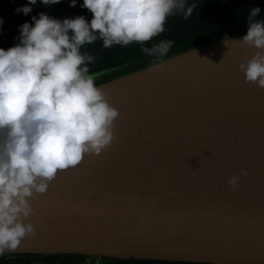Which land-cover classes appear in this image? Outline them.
<instances>
[{
	"label": "water",
	"instance_id": "obj_1",
	"mask_svg": "<svg viewBox=\"0 0 264 264\" xmlns=\"http://www.w3.org/2000/svg\"><path fill=\"white\" fill-rule=\"evenodd\" d=\"M240 38L97 85L118 111L110 145L28 198L35 235L6 252L264 264V88Z\"/></svg>",
	"mask_w": 264,
	"mask_h": 264
},
{
	"label": "clouds",
	"instance_id": "obj_2",
	"mask_svg": "<svg viewBox=\"0 0 264 264\" xmlns=\"http://www.w3.org/2000/svg\"><path fill=\"white\" fill-rule=\"evenodd\" d=\"M37 0L14 9L29 14ZM60 0H40L49 6ZM77 0H69V7ZM91 13L58 19L39 12L18 25V43L0 48V255L15 251L35 230L28 198L43 194L58 171L75 167L85 154L98 155L110 145L118 111L97 87L82 51L99 39L102 46L143 45L164 31L167 18L185 16L196 4L186 0H83ZM250 6L240 42L258 49L239 64L245 82L264 88V19ZM4 23L0 18V26ZM225 42V40H224ZM172 41L141 50L160 67ZM240 175L247 176L245 170ZM239 176L227 181L232 190Z\"/></svg>",
	"mask_w": 264,
	"mask_h": 264
},
{
	"label": "trees",
	"instance_id": "obj_3",
	"mask_svg": "<svg viewBox=\"0 0 264 264\" xmlns=\"http://www.w3.org/2000/svg\"><path fill=\"white\" fill-rule=\"evenodd\" d=\"M83 0H77L76 6L69 7V0L49 6L37 0L32 11L24 15L15 13L14 9L27 3V0H0V18L4 23L0 26V48L7 49L18 43V25L25 21L31 23V17L39 12L62 19L83 15L91 19V13L80 7ZM196 4L192 13L185 16L182 11L170 15L164 31L143 45L132 43L126 47L113 45L111 48L102 46L97 39L85 45L82 51L94 57L88 64L89 73L93 75L96 86L153 65L154 57L144 53L141 48H151L160 41L171 40L172 45L164 60L214 41L240 37L246 31V17L250 6L261 9L258 19H264V0H186V4ZM89 257L71 254H19L7 253L0 255V264H85ZM94 264H195L181 262H164L155 260L115 259L101 257Z\"/></svg>",
	"mask_w": 264,
	"mask_h": 264
},
{
	"label": "rangeland",
	"instance_id": "obj_4",
	"mask_svg": "<svg viewBox=\"0 0 264 264\" xmlns=\"http://www.w3.org/2000/svg\"><path fill=\"white\" fill-rule=\"evenodd\" d=\"M89 259H90V257H89Z\"/></svg>",
	"mask_w": 264,
	"mask_h": 264
},
{
	"label": "snow or ice",
	"instance_id": "obj_5",
	"mask_svg": "<svg viewBox=\"0 0 264 264\" xmlns=\"http://www.w3.org/2000/svg\"><path fill=\"white\" fill-rule=\"evenodd\" d=\"M81 161H82V160H81ZM81 161H80V162H81Z\"/></svg>",
	"mask_w": 264,
	"mask_h": 264
}]
</instances>
